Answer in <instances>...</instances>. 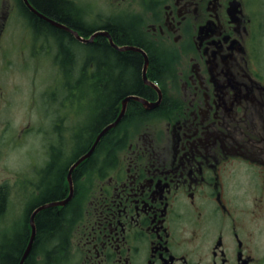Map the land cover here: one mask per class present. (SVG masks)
Segmentation results:
<instances>
[{
  "label": "flooded vegetation",
  "instance_id": "af4514ba",
  "mask_svg": "<svg viewBox=\"0 0 264 264\" xmlns=\"http://www.w3.org/2000/svg\"><path fill=\"white\" fill-rule=\"evenodd\" d=\"M29 1L40 14L25 0H19V7L33 32L47 35L42 31L49 27L39 21L44 20L72 34L49 17L82 34ZM65 1L80 15L70 16L78 26H90L81 17L89 4ZM263 2L105 0L108 12L96 30L111 35L112 40L102 36L116 65V51L142 56L141 87L127 88L111 106L112 113L102 103L99 116L110 119L93 133L96 108L82 124H76L72 109L76 102L88 101L81 91L95 83L96 65L87 60L77 70L74 59L67 58L61 74L68 102H59L61 118L53 119L49 130L34 124L18 135L5 122L4 129L19 146L27 134L40 133L34 147L43 150L34 157L23 154L27 165L21 167L19 211L11 200L13 184L0 181V223L5 227L0 231V264L17 254L16 264H26L28 258V264H264ZM123 14L132 20L120 19ZM129 48L146 52V73L145 54ZM151 50L165 62L166 70L157 78ZM99 59L105 95L107 58ZM120 116L101 137L92 160L86 157L74 168L68 199L71 166ZM63 122L66 131L60 129ZM60 171L63 198L51 199L48 192L58 185ZM26 187L32 189L28 204ZM66 199L63 205H50ZM51 208L64 212L65 232L36 241L37 218ZM22 239V250H16Z\"/></svg>",
  "mask_w": 264,
  "mask_h": 264
},
{
  "label": "rangeland",
  "instance_id": "374dc122",
  "mask_svg": "<svg viewBox=\"0 0 264 264\" xmlns=\"http://www.w3.org/2000/svg\"><path fill=\"white\" fill-rule=\"evenodd\" d=\"M80 2L84 7L89 4L81 17L89 21L90 26H96L97 23L104 21L102 20L104 13L108 12L105 0H80ZM262 5L264 7V2ZM121 16L120 19L125 22L133 18L126 14ZM46 36L43 37L32 31L20 12L19 0H0V58L10 59L8 64L0 62L1 82L4 85V88L0 89V181L5 178L13 184L11 200L18 211L22 207L18 190L21 167L27 165L22 162L23 154L28 157L30 154L31 156L35 153L39 154L43 149L34 147L36 140L40 139L38 138L40 133L27 134L25 142L20 143L23 145L19 146L15 143L16 138L13 141L3 125L9 121L8 128L17 135L21 129L34 124H39L43 130H49L50 122L61 118L58 113V110L62 111L60 100L63 101L64 98V102H68L65 98L67 91L63 86L61 74L62 61L67 59L61 55L59 39L50 34ZM65 42L73 47V52L69 49L72 52L71 54L69 51V56L74 59L77 70L87 64V60L91 63L96 61L97 58L92 55L88 44L81 42L84 46L76 47L69 41ZM89 89L86 87L81 91L82 95H89L88 101L82 100L81 104L76 102L74 109L71 108L76 124L85 122L94 108L91 100L96 98V93L95 96L93 93L91 96ZM71 109H65V112ZM67 125L63 122L60 129L66 131ZM69 149L67 146L64 147L65 151ZM30 171L29 169L27 172ZM31 194L32 189L26 187L27 204L33 199L30 198ZM14 224L15 222H12L10 225L13 227ZM4 229V223H0V231L3 232Z\"/></svg>",
  "mask_w": 264,
  "mask_h": 264
},
{
  "label": "trees",
  "instance_id": "16d2710c",
  "mask_svg": "<svg viewBox=\"0 0 264 264\" xmlns=\"http://www.w3.org/2000/svg\"><path fill=\"white\" fill-rule=\"evenodd\" d=\"M32 2L37 7H39L42 11L47 13L49 16L61 22L67 23L68 25L72 27L80 29L82 34L85 36L92 34V32H94L97 29L95 26H85V27L78 26L77 22L73 20V18H71L70 16L75 15L74 17L80 19L79 17L80 15H78L77 11L74 10L73 6L70 3L66 2L65 0H32ZM39 21L43 23V25H46L49 27V30L45 29L42 32L47 33V35L50 34L52 37L59 39V43L61 47V55L64 56L66 59L71 58V55L69 56V53L71 51L73 52L72 50L73 47L71 44L68 45L67 42L65 41H69L73 43V45H75L76 47L84 46L83 43H81L78 39H76L72 34L68 33L67 31H64L58 27L52 26L49 23L45 22L44 20H39ZM131 37L133 40H136V41L139 39L138 36L136 37L133 34ZM88 47L90 48L92 55L97 58L96 61L93 62L96 65V69H97L96 74L93 75V79L95 80V83H93L92 86L90 87L94 96L96 93V98H92V101L94 103V109L96 108L95 112L98 113L97 116L92 115L94 117L91 118L92 120L91 126L93 129L92 132L94 133L100 128L101 124L105 120L108 121L110 119L109 117L110 115L107 118H104L102 115L99 116V109L102 103H105L107 107V111L112 113L111 106H113V103L115 102L116 99L126 95L125 92L127 88L130 89L133 86L141 87L139 73L141 70L143 59H142V56L138 52L131 51V52L121 53V52L116 51V58L118 62V65H116L113 59L115 58L114 54L112 53L113 49L106 41H104V37L102 35L98 36L95 42L89 43ZM105 47H107L108 49L106 54L104 53ZM99 58H107L106 71L105 69L103 70V73L106 79V87H107L105 95L102 92L101 80L99 78L100 77L99 71L101 72V67H102V62ZM150 58H152L151 60V65L153 67L152 72L154 74V77L157 78L158 75L161 74V72L166 70L165 64H164L165 62L164 61H163L164 63L161 62L158 59L159 57L152 50H151ZM129 67L131 69H128ZM128 71H133L132 73H135V74L128 75L127 74ZM128 78H130L131 80ZM129 81H133L134 83L130 84ZM115 88L117 92H115ZM131 103L136 108L135 106L137 105L136 102L132 101ZM92 157L93 156L90 155L89 161L92 160ZM62 175H63V172L60 171L58 173L59 183L55 188H53L51 191L48 192L49 198L51 199L52 198L53 199L63 198L62 196L63 194L62 177L63 176ZM2 198L3 196L2 194H0V204L3 201ZM63 215H64L63 211H60L58 214L57 210L54 208L47 209L41 212L37 218L38 235H37L36 241L41 239L43 242L45 240L50 239L51 234L55 233L57 230H59V232L64 233L65 230H64ZM22 241L23 239L20 240L19 242H16L14 246L16 250H19V251L22 250V247H23ZM17 256L18 254L12 255V256L10 255L7 259L4 260V264H16ZM28 262H29V258L27 259L26 264H28Z\"/></svg>",
  "mask_w": 264,
  "mask_h": 264
},
{
  "label": "water",
  "instance_id": "95a60500",
  "mask_svg": "<svg viewBox=\"0 0 264 264\" xmlns=\"http://www.w3.org/2000/svg\"><path fill=\"white\" fill-rule=\"evenodd\" d=\"M25 2L27 3V5L33 10V11H35L36 13H38V14H40L39 13V11H37L36 9H34V7H33V5L30 3V1L29 0H25ZM48 18V20H50L52 23H54L55 25H57V26H59V27H62V28H64V29H66V30H68L69 32H71L78 40H80V41H82V42H86V43H90V42H93L94 40H95V38L97 37V36H100V35H107V36H109L110 38H111V40H112V37H111V35L108 33V32H105V31H103V30H96V31H94V32H92V34L89 36V37H84L78 30H76V29H73V28H71V27H69V26H67V25H65V24H62V23H59V22H56L55 20H53V19H51V18H49V17H47ZM113 42V41H112ZM114 44V46H117L115 43H113ZM129 49H136V50H139V51H141V52H143L144 54H145V56H146V65H145V68H144V72L146 73V71H147V67H148V62H149V60H148V55L146 54V52L143 50V49H140V48H129ZM154 85V84H153ZM136 99H140V98H136ZM142 100V99H141ZM120 118H121V116L115 121V122H113V123H111V124H109L108 126H106L100 133H99V135H98V137H97V139L95 140V142H94V144L92 145V147H91V149L85 154V155H83L75 164H73L72 166H71V168H70V170H69V173H68V179H69V181H70V184H71V188H72V190H71V194H70V196H69V198L68 199H70L71 197H72V195H73V186H72V184H73V181H72V172H73V170H74V168L78 165V163L81 161V160H83L84 158H86V157H89L92 153H93V151H94V149H95V147H96V145L98 144V142L100 141V139H101V137L111 128V127H113L119 120H120ZM66 201H68L67 199L66 200H63V201H59V202H56V203H52V204H50V205H63V204H65L66 203ZM43 207H45V206H43ZM42 207H40L39 209H41ZM38 209V210H39ZM37 210V211H38ZM34 232H35V225H34ZM34 237V236H33ZM30 247H31V245L29 246V248H28V251H29V249H30ZM27 251V252H28Z\"/></svg>",
  "mask_w": 264,
  "mask_h": 264
}]
</instances>
